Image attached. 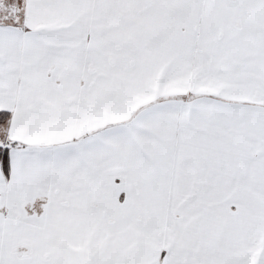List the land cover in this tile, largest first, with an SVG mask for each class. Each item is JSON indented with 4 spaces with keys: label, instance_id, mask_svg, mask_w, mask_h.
Here are the masks:
<instances>
[{
    "label": "snow or ice",
    "instance_id": "obj_1",
    "mask_svg": "<svg viewBox=\"0 0 264 264\" xmlns=\"http://www.w3.org/2000/svg\"><path fill=\"white\" fill-rule=\"evenodd\" d=\"M0 264H264V0H0Z\"/></svg>",
    "mask_w": 264,
    "mask_h": 264
}]
</instances>
